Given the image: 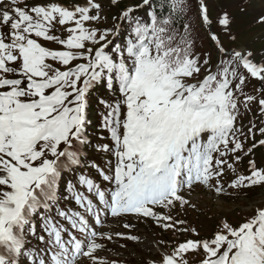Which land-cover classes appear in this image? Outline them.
I'll list each match as a JSON object with an SVG mask.
<instances>
[{
    "label": "snow or ice",
    "instance_id": "snow-or-ice-1",
    "mask_svg": "<svg viewBox=\"0 0 264 264\" xmlns=\"http://www.w3.org/2000/svg\"><path fill=\"white\" fill-rule=\"evenodd\" d=\"M250 24L264 3L0 0V264H122L109 245L139 244L141 221L173 234L141 264H264V43H237ZM256 189L238 220L183 218L197 190Z\"/></svg>",
    "mask_w": 264,
    "mask_h": 264
},
{
    "label": "rangeland",
    "instance_id": "rangeland-1",
    "mask_svg": "<svg viewBox=\"0 0 264 264\" xmlns=\"http://www.w3.org/2000/svg\"><path fill=\"white\" fill-rule=\"evenodd\" d=\"M255 7L258 9L264 0H253ZM218 6H224L229 3V0H216ZM248 42L252 43L254 47L259 48L260 44L264 43V28L256 24H250L246 32L238 38L237 43ZM250 115V114H249ZM247 123V120H245ZM98 127L94 123L93 127L89 129L90 133H94ZM260 153H257L259 158ZM101 162L103 156H101ZM261 199V191L256 189L248 193L247 197L241 194L239 197L235 195L231 198L216 197L207 190H197L193 193V200L198 204L196 210H189L184 214L183 218L187 219L193 226L199 225L201 228L207 230L216 226V222L224 217L233 221L240 219L250 208L249 205L254 202H259ZM134 223H136L134 221ZM134 234L140 236V242L137 244L133 241H118L119 244H126L127 247L119 249V256L112 251V245H109V256L120 259L122 264H141V261L158 255V250L151 243L154 237H173L171 232H163L155 228L151 221L139 222L138 228L134 229ZM174 238H181L177 234Z\"/></svg>",
    "mask_w": 264,
    "mask_h": 264
}]
</instances>
